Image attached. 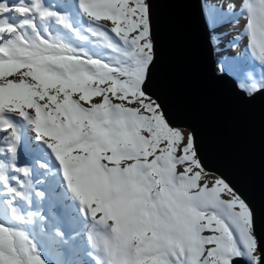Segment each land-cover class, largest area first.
I'll return each instance as SVG.
<instances>
[{"label": "snow or ice", "instance_id": "snow-or-ice-1", "mask_svg": "<svg viewBox=\"0 0 264 264\" xmlns=\"http://www.w3.org/2000/svg\"><path fill=\"white\" fill-rule=\"evenodd\" d=\"M158 0H0V264H264L254 210L150 93ZM217 74L264 95V0H198ZM243 19V23H241Z\"/></svg>", "mask_w": 264, "mask_h": 264}, {"label": "water", "instance_id": "water-1", "mask_svg": "<svg viewBox=\"0 0 264 264\" xmlns=\"http://www.w3.org/2000/svg\"><path fill=\"white\" fill-rule=\"evenodd\" d=\"M153 17L158 62L149 91L173 127L194 133L205 170L250 204L264 240V95L245 99L232 77L217 74L198 0H158Z\"/></svg>", "mask_w": 264, "mask_h": 264}, {"label": "rangeland", "instance_id": "rangeland-1", "mask_svg": "<svg viewBox=\"0 0 264 264\" xmlns=\"http://www.w3.org/2000/svg\"><path fill=\"white\" fill-rule=\"evenodd\" d=\"M241 23H243V19H241ZM239 30H240V24H230V25H227V26H225L223 28H220L219 31H226V32L229 33V35L223 38L222 43L219 45V51L214 49L216 66H217V63L221 59H223L224 57L235 58V57L238 56V54H243L244 49L246 47V42L245 41H241L238 44V46L235 47V48L226 47L228 42L233 40V38L238 35ZM216 71H217V67H216ZM229 76L234 79L233 76H231V75H229ZM178 130L184 132L185 134H187L189 132V130H187V129H178ZM209 174H210L209 175V179H215V178L219 177V176H217L215 174H212V173H209ZM48 259L52 263L57 264V260L59 258L57 256H55V255H49Z\"/></svg>", "mask_w": 264, "mask_h": 264}, {"label": "bare ground", "instance_id": "bare-ground-1", "mask_svg": "<svg viewBox=\"0 0 264 264\" xmlns=\"http://www.w3.org/2000/svg\"><path fill=\"white\" fill-rule=\"evenodd\" d=\"M220 29H218L217 31H219Z\"/></svg>", "mask_w": 264, "mask_h": 264}]
</instances>
